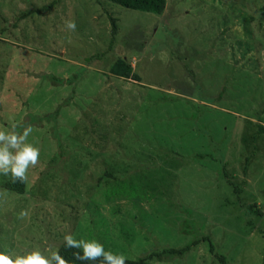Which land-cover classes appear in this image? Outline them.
I'll use <instances>...</instances> for the list:
<instances>
[{
    "label": "rangeland",
    "instance_id": "1",
    "mask_svg": "<svg viewBox=\"0 0 264 264\" xmlns=\"http://www.w3.org/2000/svg\"><path fill=\"white\" fill-rule=\"evenodd\" d=\"M13 123L41 156L25 194L0 187V251L71 233L129 260L191 246L151 264H264V0H0Z\"/></svg>",
    "mask_w": 264,
    "mask_h": 264
},
{
    "label": "clouds",
    "instance_id": "2",
    "mask_svg": "<svg viewBox=\"0 0 264 264\" xmlns=\"http://www.w3.org/2000/svg\"><path fill=\"white\" fill-rule=\"evenodd\" d=\"M66 28L74 32L77 25L75 21H67ZM17 127L18 125L13 123L10 125V131L0 130V175H10L13 182L27 183L28 171L39 164L41 151L39 147L27 143L32 126L29 124L23 128L22 132L17 131ZM27 215L28 212L22 210L20 218ZM63 246L66 249L82 250L75 251L72 255L75 260L88 262V264H95L97 261L100 264H127V257L124 254L105 250L103 243L95 239H76L69 233L64 236ZM0 264H71V262L61 255L59 250L37 248L18 254L6 248L0 251Z\"/></svg>",
    "mask_w": 264,
    "mask_h": 264
},
{
    "label": "trees",
    "instance_id": "3",
    "mask_svg": "<svg viewBox=\"0 0 264 264\" xmlns=\"http://www.w3.org/2000/svg\"><path fill=\"white\" fill-rule=\"evenodd\" d=\"M103 1H107L110 3L116 4V5H119L129 10L139 11L143 13H150V14H155V15H163L167 7V0H103ZM112 23H113L112 33L115 35L117 33L118 28L116 25V21L114 19L112 20ZM110 72L112 75L119 77V78H123L127 80H134L137 82L139 81V77L133 74L131 65L127 64L123 60L116 61V63L111 67ZM52 80H54L55 85H58L59 81H61L56 78ZM260 132L263 133L264 128H261ZM0 187L3 190L14 192L20 195H23L26 193V183H22L20 181L13 182L11 179V176L6 181H4L0 185ZM63 243L61 244L59 251L61 255H63L66 259H68L71 262V264H88V262H81L79 260H75L72 255L73 252L82 251V250L66 249L64 248ZM190 250H191V246L185 247L181 250H176V249L165 250L163 253L153 254L148 257L139 258L137 260L127 259V264H151V261L154 258H161L164 256H183L185 253L189 252ZM210 250L213 253L212 246L210 247ZM219 260L221 261L222 264H226L224 257L220 256ZM95 264H100V262L97 261L95 262Z\"/></svg>",
    "mask_w": 264,
    "mask_h": 264
}]
</instances>
